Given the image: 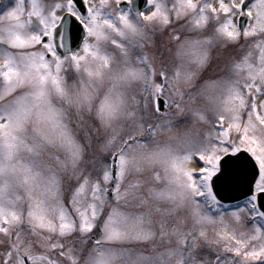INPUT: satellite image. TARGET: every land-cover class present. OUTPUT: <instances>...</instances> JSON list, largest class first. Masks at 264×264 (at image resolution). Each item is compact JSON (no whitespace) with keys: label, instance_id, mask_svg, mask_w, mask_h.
Wrapping results in <instances>:
<instances>
[{"label":"snow or ice","instance_id":"obj_1","mask_svg":"<svg viewBox=\"0 0 264 264\" xmlns=\"http://www.w3.org/2000/svg\"><path fill=\"white\" fill-rule=\"evenodd\" d=\"M0 264H264V0H10Z\"/></svg>","mask_w":264,"mask_h":264},{"label":"rangeland","instance_id":"obj_2","mask_svg":"<svg viewBox=\"0 0 264 264\" xmlns=\"http://www.w3.org/2000/svg\"><path fill=\"white\" fill-rule=\"evenodd\" d=\"M6 6H10V0H3V4H2L0 10H3ZM218 67H219L220 71L225 70L224 64H220ZM181 123H184V122L182 121Z\"/></svg>","mask_w":264,"mask_h":264},{"label":"water","instance_id":"obj_3","mask_svg":"<svg viewBox=\"0 0 264 264\" xmlns=\"http://www.w3.org/2000/svg\"><path fill=\"white\" fill-rule=\"evenodd\" d=\"M1 1H2V0H1ZM0 5H1V4H0ZM242 22H243V21H242ZM242 191H243V188H240V189H238L237 191H234V192L230 193V195L234 197V202H235V201H238L239 199L242 198L241 195H240V192H242ZM226 203H227V201H226Z\"/></svg>","mask_w":264,"mask_h":264}]
</instances>
